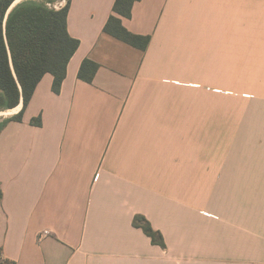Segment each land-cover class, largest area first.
I'll return each instance as SVG.
<instances>
[{
    "label": "crops",
    "instance_id": "0c3cea01",
    "mask_svg": "<svg viewBox=\"0 0 264 264\" xmlns=\"http://www.w3.org/2000/svg\"><path fill=\"white\" fill-rule=\"evenodd\" d=\"M115 2L70 0L60 93L45 75L0 134V259L264 264V0H139L146 49L105 33Z\"/></svg>",
    "mask_w": 264,
    "mask_h": 264
},
{
    "label": "trees",
    "instance_id": "16d2710c",
    "mask_svg": "<svg viewBox=\"0 0 264 264\" xmlns=\"http://www.w3.org/2000/svg\"><path fill=\"white\" fill-rule=\"evenodd\" d=\"M0 0V113L13 110L23 103L22 111L13 118L0 119V134L12 121H22V114L45 75L54 77L53 91L60 93L68 65L79 49L80 41L68 30L70 0L61 9L52 8L53 0ZM139 0H116L104 31L135 47L146 49L150 38L131 34L122 25L120 17L130 18L134 4ZM99 65L85 60L79 78L93 82ZM40 126L41 119L32 121ZM136 227L165 247L162 235L147 219L138 216ZM0 264H16L0 259Z\"/></svg>",
    "mask_w": 264,
    "mask_h": 264
},
{
    "label": "rangeland",
    "instance_id": "374dc122",
    "mask_svg": "<svg viewBox=\"0 0 264 264\" xmlns=\"http://www.w3.org/2000/svg\"><path fill=\"white\" fill-rule=\"evenodd\" d=\"M22 1H27V0H20L18 3L22 2ZM63 0H53L52 3H49V6L54 8L55 6H59L62 3ZM3 113H8L5 115H0V119L3 118H8L9 116H11L12 114H14V111H12L11 113H9V111L3 112Z\"/></svg>",
    "mask_w": 264,
    "mask_h": 264
},
{
    "label": "built area",
    "instance_id": "2783aa9c",
    "mask_svg": "<svg viewBox=\"0 0 264 264\" xmlns=\"http://www.w3.org/2000/svg\"><path fill=\"white\" fill-rule=\"evenodd\" d=\"M66 4H67V0H63L62 3H61L59 6H55L54 8H56V9H61V8L65 7ZM48 234H49L48 231L44 232V234L41 235V236L39 237V239L42 240L43 237H44V236H47Z\"/></svg>",
    "mask_w": 264,
    "mask_h": 264
},
{
    "label": "bare ground",
    "instance_id": "6f19581e",
    "mask_svg": "<svg viewBox=\"0 0 264 264\" xmlns=\"http://www.w3.org/2000/svg\"><path fill=\"white\" fill-rule=\"evenodd\" d=\"M20 1V0H19ZM18 1V2H19ZM15 110V109H14ZM13 110H10L9 113H11ZM16 111V110H15ZM5 114H8V113H0V115H5Z\"/></svg>",
    "mask_w": 264,
    "mask_h": 264
},
{
    "label": "water",
    "instance_id": "95a60500",
    "mask_svg": "<svg viewBox=\"0 0 264 264\" xmlns=\"http://www.w3.org/2000/svg\"><path fill=\"white\" fill-rule=\"evenodd\" d=\"M19 1V0H18ZM18 1L16 3H18Z\"/></svg>",
    "mask_w": 264,
    "mask_h": 264
}]
</instances>
